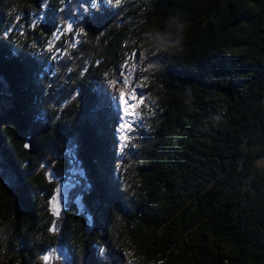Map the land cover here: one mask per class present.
Wrapping results in <instances>:
<instances>
[{
	"label": "trees",
	"instance_id": "16d2710c",
	"mask_svg": "<svg viewBox=\"0 0 264 264\" xmlns=\"http://www.w3.org/2000/svg\"><path fill=\"white\" fill-rule=\"evenodd\" d=\"M0 78V264H264V0H0ZM50 172L76 176L57 214Z\"/></svg>",
	"mask_w": 264,
	"mask_h": 264
},
{
	"label": "rangeland",
	"instance_id": "374dc122",
	"mask_svg": "<svg viewBox=\"0 0 264 264\" xmlns=\"http://www.w3.org/2000/svg\"><path fill=\"white\" fill-rule=\"evenodd\" d=\"M46 6L48 7L49 5L47 4V5H45V7ZM45 7H39L37 9H35V10H38L37 12L31 10L30 11V18H31L30 20L40 21L42 19V17L44 16ZM16 24L21 29L20 32H23L27 27V25L25 23H23L22 21L16 22ZM30 27H33V23H30ZM35 31H37V29ZM51 43H53V41H51ZM37 44L38 43H36V45ZM39 50H40V47L37 45L36 47H33L31 49V52L35 53L37 55L39 53ZM139 50H141V48ZM72 53H74V51H72ZM159 56H161L160 53H159ZM159 56L157 54V56L154 59L151 57V55H148V57H143V56L142 57H136V58L144 59V61H143L144 63L143 62L141 63L139 71L137 74L141 75L143 73L142 69H144V68H146V69L150 68V70H151L150 72H152L157 67V64H158L157 62L160 61ZM129 58H132V57L123 55V58L115 66L117 69V72L120 75L122 72L126 71L122 66L127 62V60H129ZM7 93H8V89L5 85V83L0 78V116H3L1 114V109H3V111H4L9 106L8 105V103H9L8 98L9 97H8ZM139 113H140V115H139V118H137V122H136L135 127L140 123V120H141L142 113L140 112V110H139ZM134 130H135V128L133 130H130V131L128 129H126L124 131V133L127 135L126 140H132V139H133V141L135 140L133 138L134 137L133 136ZM115 131L116 132H122V129L117 124V121L115 123ZM124 144H125V142H124ZM124 149L127 151H133L134 145L130 143L129 145L125 146ZM257 166L260 167L261 169H264V159L259 160L257 162ZM73 178H76L74 172L68 173V176L65 177V179H63V180L55 177V175H53L51 172L48 174V179H49L50 184L51 185L54 184L53 194H52L50 202H51V205L53 206V208L55 209V214H57L58 211L61 209L62 203H64V201L67 200L69 192L72 189H74L75 186L72 182ZM47 257H48L47 260H49V259L53 260L56 257H60V258L64 259L63 252L61 251V249H58L57 247L51 249L49 251V253L47 254ZM122 257L125 258L126 256L125 255L117 256V258H116L118 260L117 264H119V262L122 261ZM125 261L127 264H130V262H131L130 259H126ZM111 264H112V261H111Z\"/></svg>",
	"mask_w": 264,
	"mask_h": 264
},
{
	"label": "snow or ice",
	"instance_id": "6c2138e0",
	"mask_svg": "<svg viewBox=\"0 0 264 264\" xmlns=\"http://www.w3.org/2000/svg\"><path fill=\"white\" fill-rule=\"evenodd\" d=\"M117 3L120 0H116ZM95 0H93V4ZM69 30H71V25H69ZM135 54H133L132 59H134ZM126 71L121 73L123 77L122 87L119 89V106L123 110L124 117H131L128 121V130H131V124L135 119L139 118V109L141 106H146L145 97L142 91H138V89H143L146 87L143 83L133 84V76L132 74L137 70L138 65L133 63H125L122 66ZM109 83L115 85L116 82L110 81ZM121 127H125L124 124ZM45 260L48 257H44Z\"/></svg>",
	"mask_w": 264,
	"mask_h": 264
},
{
	"label": "water",
	"instance_id": "95a60500",
	"mask_svg": "<svg viewBox=\"0 0 264 264\" xmlns=\"http://www.w3.org/2000/svg\"><path fill=\"white\" fill-rule=\"evenodd\" d=\"M24 148L28 151V152H32V146H31V143H30V140H29V137L27 138L26 140V143L24 145Z\"/></svg>",
	"mask_w": 264,
	"mask_h": 264
}]
</instances>
